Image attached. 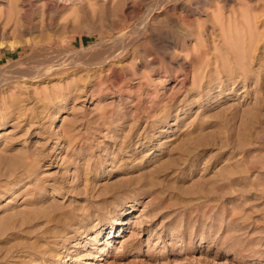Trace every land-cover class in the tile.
<instances>
[{"label": "rangeland", "instance_id": "rangeland-1", "mask_svg": "<svg viewBox=\"0 0 264 264\" xmlns=\"http://www.w3.org/2000/svg\"><path fill=\"white\" fill-rule=\"evenodd\" d=\"M0 44V264H264V0H0Z\"/></svg>", "mask_w": 264, "mask_h": 264}, {"label": "bare ground", "instance_id": "bare-ground-1", "mask_svg": "<svg viewBox=\"0 0 264 264\" xmlns=\"http://www.w3.org/2000/svg\"><path fill=\"white\" fill-rule=\"evenodd\" d=\"M13 1H15V2H17L18 0H13ZM10 4V3H9ZM17 4V3H16ZM18 9L16 8V7H14V8H12L11 9V11H13V12H16V15H18V11H17ZM2 29H3V32H4V30H5V24H4V26L2 27ZM15 30V29H14ZM15 32V31H14ZM119 35H122V33L121 34H119ZM1 45V44H0ZM2 45H4V44H2ZM9 45H10V43H9ZM12 45V44H11ZM1 48H2V46H1ZM31 77V76H30ZM29 78V77H28ZM9 81V80H8ZM141 221V220H140ZM121 222H119V219H115L114 220V224L115 225H119Z\"/></svg>", "mask_w": 264, "mask_h": 264}]
</instances>
